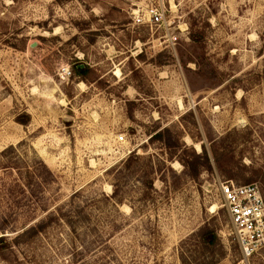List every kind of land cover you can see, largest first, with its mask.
<instances>
[{
	"label": "rangeland",
	"instance_id": "374dc122",
	"mask_svg": "<svg viewBox=\"0 0 264 264\" xmlns=\"http://www.w3.org/2000/svg\"><path fill=\"white\" fill-rule=\"evenodd\" d=\"M227 180L264 189V0H0V264H235Z\"/></svg>",
	"mask_w": 264,
	"mask_h": 264
},
{
	"label": "built area",
	"instance_id": "2783aa9c",
	"mask_svg": "<svg viewBox=\"0 0 264 264\" xmlns=\"http://www.w3.org/2000/svg\"><path fill=\"white\" fill-rule=\"evenodd\" d=\"M140 15L135 23H144ZM163 19L161 8H151L148 24H158ZM176 37L168 40L173 43ZM60 76L63 80L71 77L70 68L61 66ZM123 140V136L118 137ZM220 194L230 219L232 234L240 250V259L235 264H248L249 259L264 247V189L255 182L237 184L232 180L220 184Z\"/></svg>",
	"mask_w": 264,
	"mask_h": 264
},
{
	"label": "trees",
	"instance_id": "16d2710c",
	"mask_svg": "<svg viewBox=\"0 0 264 264\" xmlns=\"http://www.w3.org/2000/svg\"><path fill=\"white\" fill-rule=\"evenodd\" d=\"M90 72V69L88 67H80V64H73L72 66V76L77 77V81H84L87 79L88 74ZM25 116V115H24ZM22 117L19 122L25 123L27 116ZM152 139H158L162 141L169 149V154L170 157L175 155V151L181 149L183 151V155L179 158L182 165L185 168L186 173L188 176L192 179L197 178L201 170H206V171H211V164L208 158L207 151L202 145V152L201 153H195V151L192 148H187L184 144H179L178 142H173L172 140V134L170 133V130L167 128H164L162 130L157 131L153 136H151L150 140ZM172 150V151H171ZM211 155L214 158V165L217 169H220V163H219V158L216 155V151L214 149L211 150ZM132 158H135L136 160H132ZM140 157L134 153L131 154V156L124 162V166L126 168L132 167V164L135 162V164L140 165L141 167L144 166V170H146L144 173L146 176L148 175V172L152 173V165L151 163L144 162V163H139ZM149 170V171H148ZM145 183L151 186L152 182L151 180H145ZM44 224H39L36 225L35 227H32L30 229L25 230L22 234L21 237H23L26 234L30 235H35L38 234L43 230ZM199 236L201 238V244L203 247H208V246H214L218 243L217 235L214 231L212 230H207L204 227L201 228L199 231ZM17 239H14V242ZM0 245L1 247H5L6 245L8 246L9 243L6 242L4 236L0 237ZM214 264V263H213Z\"/></svg>",
	"mask_w": 264,
	"mask_h": 264
}]
</instances>
